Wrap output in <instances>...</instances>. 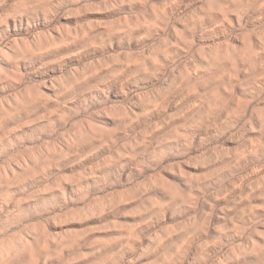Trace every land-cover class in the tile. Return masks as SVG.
I'll use <instances>...</instances> for the list:
<instances>
[{
    "label": "rangeland",
    "instance_id": "obj_1",
    "mask_svg": "<svg viewBox=\"0 0 264 264\" xmlns=\"http://www.w3.org/2000/svg\"><path fill=\"white\" fill-rule=\"evenodd\" d=\"M0 264H264V0H0Z\"/></svg>",
    "mask_w": 264,
    "mask_h": 264
}]
</instances>
